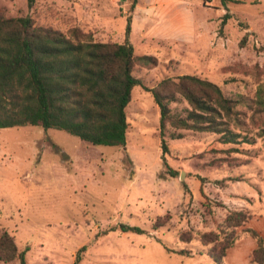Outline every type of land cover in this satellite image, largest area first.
I'll use <instances>...</instances> for the list:
<instances>
[{
	"label": "rangeland",
	"instance_id": "1",
	"mask_svg": "<svg viewBox=\"0 0 264 264\" xmlns=\"http://www.w3.org/2000/svg\"><path fill=\"white\" fill-rule=\"evenodd\" d=\"M0 11L110 44L124 41L130 18L135 56L156 60L134 66L145 88L194 75L239 102L229 123L238 143L168 126L166 166L158 108L140 86L126 107L123 148L53 129H0V234L27 249L26 264H73L82 247L78 264H217L209 251L219 246L200 235L220 230V243L232 242L222 264H250L257 243L248 230L264 247V0H35L30 10L26 0H0ZM187 109L182 98L171 104L172 115ZM232 211L249 216L233 234L225 227Z\"/></svg>",
	"mask_w": 264,
	"mask_h": 264
},
{
	"label": "trees",
	"instance_id": "2",
	"mask_svg": "<svg viewBox=\"0 0 264 264\" xmlns=\"http://www.w3.org/2000/svg\"><path fill=\"white\" fill-rule=\"evenodd\" d=\"M30 10L35 0H26ZM230 18L225 14L221 27ZM130 18L125 39L120 44L98 43L85 38L74 28L70 37L49 26L38 25L29 15L6 17L0 11V129L40 127L62 131L93 146L125 147L127 142L126 107L133 88L150 92L159 112L161 160L169 149L165 130L210 132L220 136L222 144L238 143L241 137L229 129L238 101L227 98L221 87L194 75L165 78L147 89L133 75L136 64L155 65L149 56L137 57L128 41ZM243 41L240 42L242 45ZM260 92V89H259ZM182 98L188 109L185 116L172 115L171 104ZM264 105V101L259 102ZM177 138H180L178 135ZM170 176L175 172L169 170ZM249 216L232 211L225 219L226 231L234 233ZM163 224L157 222L156 230ZM121 233L145 234L138 227L119 225ZM221 231V232H220ZM200 235V242L215 244L209 256L222 264L232 242L220 243L224 230ZM256 240L250 264H264L263 240L252 230ZM183 242L190 241L185 235ZM82 247L73 264L80 261ZM27 249L19 252L12 237L0 234V261L18 260L26 264ZM187 253V252H180Z\"/></svg>",
	"mask_w": 264,
	"mask_h": 264
}]
</instances>
